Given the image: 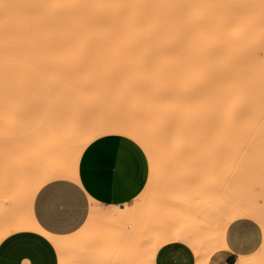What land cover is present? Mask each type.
I'll return each mask as SVG.
<instances>
[{
    "label": "rangeland",
    "instance_id": "374dc122",
    "mask_svg": "<svg viewBox=\"0 0 264 264\" xmlns=\"http://www.w3.org/2000/svg\"><path fill=\"white\" fill-rule=\"evenodd\" d=\"M2 29L0 41L5 43L0 53L8 54L0 55V76L8 83L9 106L0 101V113H9L0 117V236L19 222L27 223L10 216L28 218L29 195L43 178L42 171L58 162L66 168L71 165L85 137L125 121L141 124L168 118L182 104L174 93L182 67L177 43L178 48L169 50L162 47L166 42L150 41L136 43L138 50L134 44L135 49L116 50L129 43L111 41L102 43L108 52L84 54L73 52L66 26L12 23ZM21 77L34 88L25 87L19 103ZM254 138L248 139L245 150L170 153L166 166L146 155L150 173L138 198L113 219L90 217L83 232L67 244L64 264L115 263L118 256L99 254V248L120 244L124 262L144 264L148 246L157 247L164 239L205 255L232 221L243 218H234L235 212L253 209L256 213L250 215L259 223L264 214V138ZM178 225L191 235L193 244L179 227L176 232L181 235H174L172 228ZM206 237H214L213 243L204 244ZM263 247L264 237L252 257Z\"/></svg>",
    "mask_w": 264,
    "mask_h": 264
},
{
    "label": "bare ground",
    "instance_id": "6f19581e",
    "mask_svg": "<svg viewBox=\"0 0 264 264\" xmlns=\"http://www.w3.org/2000/svg\"><path fill=\"white\" fill-rule=\"evenodd\" d=\"M12 23L66 26L74 53L108 52L110 49L102 43L111 41L129 43L114 47L116 50L135 49L134 46L138 50L136 43L143 41L166 42L162 47L168 50L178 48V44L181 49L179 88L174 92L182 100H178L182 103L180 108L174 109L176 112L170 110L173 113L162 120L141 124L125 121L100 128L84 138L71 166L74 171L82 150L106 135L128 133L147 156L152 159L156 156V163L161 166L167 165L170 153L245 150L250 137L264 138L262 0H0V31ZM1 39L4 37L0 36ZM4 43L0 41V46ZM7 84L4 81L2 86L6 88ZM172 89L169 91L173 93ZM125 209L126 206L115 207L110 214L94 207L90 215L113 219ZM254 213L253 209L235 212L234 218ZM32 226L31 220L19 222L16 228L6 229L0 241L15 230ZM177 228L187 233L178 225L172 228L174 235L182 233L176 232ZM187 236L191 237L188 233ZM214 237H206L203 243H213ZM221 241L219 238L216 243ZM167 242L164 239L157 247L152 244L149 257H154ZM215 250L213 246L205 255L199 254L202 264ZM239 264H264V247L259 255Z\"/></svg>",
    "mask_w": 264,
    "mask_h": 264
},
{
    "label": "crops",
    "instance_id": "0c3cea01",
    "mask_svg": "<svg viewBox=\"0 0 264 264\" xmlns=\"http://www.w3.org/2000/svg\"><path fill=\"white\" fill-rule=\"evenodd\" d=\"M22 80L23 77L17 84L19 103L24 95V88H34L32 82L27 83L26 80L23 83ZM4 81L7 80L0 76V90L2 91L0 101L4 107L8 108L9 105L5 103V90L9 88L2 86ZM8 113V110L2 111L0 117H6ZM6 135L10 136V134H4ZM10 138L15 139L12 135ZM120 138L122 137L119 135H106L92 141L78 155L75 171L71 167L72 164L66 168L62 162L52 164L48 171H42L43 178L32 186V192L29 195L28 218L17 213L10 216L14 220H31L33 226L17 230L0 242V264H54V261L55 264H64L63 258L67 244L83 232L89 223L92 208L110 210L107 212L111 214L112 208H123L138 198L148 181L149 161L139 145L137 155L130 159H118L119 145L116 141ZM52 183L78 186L83 202L89 206V214L84 218V223L79 226V229L75 227V222H51L45 220L42 215L40 193ZM241 219L232 221L225 228L221 243L214 245L216 250L210 255L206 264H213V262L215 264H239L241 260L248 261L258 252L263 237L260 246H257L254 241L250 243L246 233L233 227V224L241 222ZM41 220H44L51 231L41 226ZM103 251L108 252L111 257L116 255L119 259L115 263L112 260H105L100 261L99 264H137L136 262L130 263L128 260L123 261L121 244L111 246L109 249L100 246L99 254H103ZM186 252L191 254L195 261L197 252L192 247L182 242H171L160 248L154 257L150 258L148 255L147 261L152 260L154 264H187ZM80 264H92V262L89 263L88 260Z\"/></svg>",
    "mask_w": 264,
    "mask_h": 264
},
{
    "label": "snow or ice",
    "instance_id": "6c2138e0",
    "mask_svg": "<svg viewBox=\"0 0 264 264\" xmlns=\"http://www.w3.org/2000/svg\"><path fill=\"white\" fill-rule=\"evenodd\" d=\"M262 5H264V0H262ZM120 135L122 138L116 141L119 145L117 151L118 159H130L137 155L139 146L136 141L131 140L126 132ZM8 143L9 141L6 140L5 144L7 145ZM40 199L42 215L45 220L51 222H75V227L79 229V226L84 223V218L89 214V206L86 202H83L82 196L78 192V186L73 187L52 183L41 191ZM40 223L45 230L51 231V229L47 228L44 220H41ZM233 227L246 233L250 243L254 241L257 246H260L261 238L264 237V214L259 218V223L256 222L254 216L248 215L243 217L241 222L234 223ZM185 255L188 256L187 264H202L199 253L196 254L195 261L191 254L186 252ZM144 264H154V262L148 260Z\"/></svg>",
    "mask_w": 264,
    "mask_h": 264
}]
</instances>
